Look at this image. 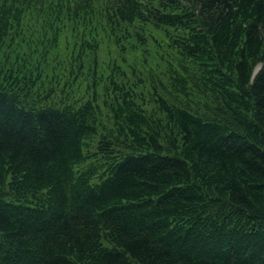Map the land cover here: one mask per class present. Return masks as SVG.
Listing matches in <instances>:
<instances>
[{
    "label": "trees",
    "instance_id": "16d2710c",
    "mask_svg": "<svg viewBox=\"0 0 264 264\" xmlns=\"http://www.w3.org/2000/svg\"><path fill=\"white\" fill-rule=\"evenodd\" d=\"M0 264H264V0H0Z\"/></svg>",
    "mask_w": 264,
    "mask_h": 264
},
{
    "label": "rangeland",
    "instance_id": "374dc122",
    "mask_svg": "<svg viewBox=\"0 0 264 264\" xmlns=\"http://www.w3.org/2000/svg\"><path fill=\"white\" fill-rule=\"evenodd\" d=\"M152 30V29H151ZM150 30V31H151ZM148 32H145L143 35H145ZM150 34V33H149ZM147 36V35H146ZM147 41L151 38L147 36ZM152 41H148L145 45V47H139L133 50H127L124 54V63L122 64V67L117 68V71L122 74L120 77L128 83H132L135 81L134 75L130 72L131 68L129 65L124 64H130L134 67V70L136 71V74L138 73V78H141L143 80L144 88L147 90L152 82L154 86H156L157 92L165 91L167 89V84H165L164 81L159 82V76L157 72H160L163 76L166 77V71L167 67H169L168 64L174 65L178 70L181 69V67H177L179 64V61L181 62L179 56L176 54L174 50H171L170 48L166 47L164 45V41H160V44L153 43ZM64 41H60L57 45V48L59 49L58 53L60 56L63 55L68 49L63 48ZM109 49L112 50V55L108 53V49L103 48L102 52L99 55V60L101 63H99L100 68L104 70L105 67H107L108 62H113V60L109 58H115L118 56V51L116 47L113 44H110L108 42L104 43ZM103 44V45H104ZM102 45V46H103ZM129 45V43H126V46ZM158 45V46H154ZM161 45V46H159ZM116 55V56H115ZM109 56V58H108ZM163 61H162V59ZM117 63L119 59H116ZM115 60V62H116ZM154 68V69H153ZM153 69V70H152ZM112 70V69H111ZM111 70L108 72H105L107 75ZM125 71V74L123 73ZM156 72V73H155ZM189 72H192V69H189ZM124 74V75H123ZM126 75V76H125ZM159 80V81H158ZM151 81V82H150ZM138 87V86H137ZM145 100L148 99V95L145 93L143 94ZM150 107V104L148 105Z\"/></svg>",
    "mask_w": 264,
    "mask_h": 264
}]
</instances>
